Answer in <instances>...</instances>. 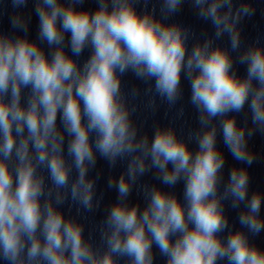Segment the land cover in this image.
<instances>
[{
  "label": "clouds",
  "instance_id": "1",
  "mask_svg": "<svg viewBox=\"0 0 264 264\" xmlns=\"http://www.w3.org/2000/svg\"><path fill=\"white\" fill-rule=\"evenodd\" d=\"M7 2L11 29L22 35L0 30V260L154 264L155 249L166 264H264V250L250 241L264 231V193L250 192L247 167L230 169L225 182L217 146L220 137L234 160L251 166L256 155L248 140L264 133V45L241 50L239 25L255 14L250 0H190L214 28L191 48L190 30L166 23L185 0H162L159 17L154 9L139 13L136 0H95V11L83 9L84 0H32L36 39L29 38L31 16L19 11L29 0ZM224 36L228 47L216 43ZM85 49L90 55L81 63ZM235 64L246 66L244 77ZM128 71L154 80L170 107L182 96L183 74L199 129L187 141L171 127H156L151 139L141 135L121 87ZM246 105L252 127L230 115ZM98 155L110 167L126 161V168L108 179L117 200L96 244L60 206L70 199L88 212L99 207L89 177ZM153 170L168 188L184 182L183 201L145 184L144 206L129 204ZM225 202L239 210V229L230 225Z\"/></svg>",
  "mask_w": 264,
  "mask_h": 264
}]
</instances>
